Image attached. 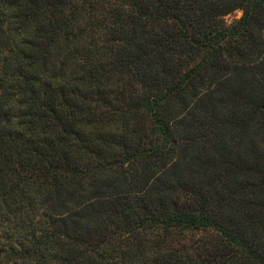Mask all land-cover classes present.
<instances>
[{
    "label": "trees",
    "instance_id": "trees-1",
    "mask_svg": "<svg viewBox=\"0 0 264 264\" xmlns=\"http://www.w3.org/2000/svg\"><path fill=\"white\" fill-rule=\"evenodd\" d=\"M263 114L264 0H0V264H264Z\"/></svg>",
    "mask_w": 264,
    "mask_h": 264
},
{
    "label": "rangeland",
    "instance_id": "rangeland-1",
    "mask_svg": "<svg viewBox=\"0 0 264 264\" xmlns=\"http://www.w3.org/2000/svg\"><path fill=\"white\" fill-rule=\"evenodd\" d=\"M240 15H241V10H235L225 16V21L229 24L233 22L234 20L238 19ZM262 120L264 121V114H263Z\"/></svg>",
    "mask_w": 264,
    "mask_h": 264
}]
</instances>
